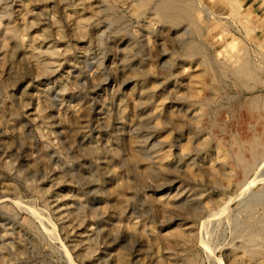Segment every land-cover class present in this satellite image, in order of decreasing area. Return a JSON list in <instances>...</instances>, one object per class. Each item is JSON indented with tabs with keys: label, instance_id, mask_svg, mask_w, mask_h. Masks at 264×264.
I'll return each mask as SVG.
<instances>
[{
	"label": "rangeland",
	"instance_id": "rangeland-1",
	"mask_svg": "<svg viewBox=\"0 0 264 264\" xmlns=\"http://www.w3.org/2000/svg\"><path fill=\"white\" fill-rule=\"evenodd\" d=\"M196 1L192 37L138 0H0V264H252L230 257L263 223V2ZM192 38L254 78L197 91Z\"/></svg>",
	"mask_w": 264,
	"mask_h": 264
},
{
	"label": "bare ground",
	"instance_id": "bare-ground-1",
	"mask_svg": "<svg viewBox=\"0 0 264 264\" xmlns=\"http://www.w3.org/2000/svg\"><path fill=\"white\" fill-rule=\"evenodd\" d=\"M147 3H152V5H153V7H154V10L156 11V13L160 16V18L162 19V20H164L165 22H167V23H169V24H171V25H174V26H176V25H178V24H180V23H186L187 25H189V27H190V32L193 34V35H195V36H193L192 35V37H197V34H199L200 33V28H198V26L196 25V23L194 22V19H193V14H194V12L200 7L199 5H198V2L196 1V0H138V3H137V9L138 10H140V9H142L143 7H144V5L146 6V4ZM234 7V6H233ZM201 8V7H200ZM203 8H205L204 6H203ZM201 10H202V8H201ZM206 11V10H205ZM213 16H216L217 17V15L216 14H214ZM104 29V28H103ZM182 31H183V29H182ZM185 31V30H184ZM181 33H183V32H181ZM190 33V34H191ZM189 34V33H188ZM12 35V34H11ZM191 38V37H190ZM196 39V38H195ZM190 40V39H189ZM186 42H187V40H186ZM187 45H188V47H189V49H193V50H195V51H197L196 52V54H200L201 55V58H202V64L200 65L201 66V68H199V70L197 69V71H194V74H193V76L191 75V79H192V81H193V83H194V85H195V87L198 89L197 91H201L202 89H206V87H207V85H204V83H203V81H202V77L204 76V74L206 73V72H208L209 74H211L212 75V77H209L210 78V81L211 82H217V80L220 78H225V77H232L233 79V83H235V82H238V83H240V85L241 84H244L248 79L250 80V78H254V72H253V70H251V66H250V64L248 63V62H246V60H244V61H240L241 63L238 65V63H237V67L235 68V69H229V68H227L225 65L226 64H222V63H220V62H215V61H213L211 58H210V56H208L207 57V54H205V52H204V48L198 43V42H195L194 41V38H192L191 39V41H188L187 43H186ZM188 49V50H189ZM205 54V55H204ZM207 57V58H206ZM204 58H206V60L204 59ZM242 59H246V57L245 58H242ZM197 62L199 61V59L198 60H196ZM200 61H201V59H200ZM236 62V61H235ZM230 66V65H229ZM236 66V65H235ZM258 67V66H257ZM256 67V68H257ZM196 68H197V66H196ZM253 69V68H252ZM255 74H257V73H255ZM259 76V75H258ZM252 80V79H251ZM252 81H254V80H252ZM218 82L220 83V81L218 80ZM212 83V84H213ZM247 83V82H246ZM251 83V82H250ZM191 84V83H190ZM228 85V84H227ZM239 85V84H238ZM249 85V84H248ZM206 86V87H205ZM247 87V86H246ZM195 88V89H196ZM216 88V87H215ZM214 88V89H215ZM219 88V87H218ZM194 89V90H195ZM211 89V88H210ZM198 93V92H197ZM257 96V95H256ZM231 98V97H230ZM261 99V98H260ZM260 99H252V101H251V106H253V108L255 107V108H262V109H264V97L261 99V101H260ZM169 107V106H168ZM198 113V112H197ZM169 115V114H168ZM198 115V114H197ZM186 117V116H185ZM194 119V118H193ZM191 121V120H190ZM188 135V134H187ZM190 140V139H189ZM188 141V140H187ZM180 142V141H179ZM258 143V142H257ZM183 144V143H182ZM246 144V143H245ZM179 145H181V144H179ZM261 145V144H260ZM245 146V145H244ZM162 148V147H161ZM169 148V147H168ZM171 148V147H170ZM169 148V149H170ZM184 148H186V147H184ZM251 148V147H250ZM254 148V147H253ZM220 149V148H219ZM255 149H257V148H255ZM166 150V149H165ZM182 150H183V148H182ZM185 150V149H184ZM169 151V152H168ZM168 151H166L165 153L163 152V155L161 156L163 159H165V158H167V157H169V153H170V150H168ZM249 152V151H248ZM161 153V152H160ZM241 153H243L241 150H239L238 151V153L235 155V159H236V161H238V162H241V160H242V154ZM254 153V156L255 157H257V155H259V152H257V150H255V152H253ZM162 154V153H161ZM160 154V155H161ZM180 154V153H179ZM217 155L219 156V157H224V158H226V157H228L227 156V153H226V151H224V150H218L217 151ZM230 160V159H229ZM257 164V163H256ZM255 164V165H256ZM264 164V163H263ZM263 164L262 165H258V170H257V172H256V174H254V177H253V179H252V181L249 183L248 181V184H249V186L250 185H252L253 183H258V182H264V166H263ZM260 166V167H259ZM245 167V166H244ZM244 169V168H243ZM247 170V169H246ZM244 173V172H243ZM247 174H249V173H247ZM246 176V175H245ZM247 184V185H248ZM245 185V184H244ZM254 185V184H253ZM246 187V186H245ZM260 188L262 189V190H260L262 193H264V183L263 184H261V186H260ZM244 190V189H243ZM254 192V191H253ZM256 193V192H255ZM258 193V192H257ZM260 193V192H259ZM253 194V193H252ZM233 198V197H232ZM169 200V199H168ZM13 201V200H12ZM18 202V201H17ZM2 205V204H1ZM167 205V204H166ZM243 205V204H242ZM241 206V205H240ZM227 207V206H226ZM239 207V206H238ZM245 207H247V209H249L250 210V208L252 209V211H254V213H255V215L256 216H258V217H256V219L257 218H259V221L260 222H263L262 224L260 223H258V226H257V229H255V231L254 232H252L250 229L252 228V226H251V228H248L250 231H248V229H247V231H248V239H250L248 242H249V244L247 245L246 243L244 244V246L243 247H239L238 246V248L237 249H235V250H233V251H231V253H232V255H231V259H232V261L235 263V261L239 258V257H241L242 256V258H244L247 262H252V264H264V239H262V238H264V202L263 201H256V200H254V201H251V202H249V203H247V205L245 206ZM235 208V207H234ZM244 208V207H243ZM233 209V208H232ZM237 209V208H236ZM245 209V208H244ZM257 209H260V210H257ZM227 211V210H226ZM240 212H241V210H240ZM238 213V212H237ZM214 214V213H213ZM212 214V215H213ZM216 214V213H215ZM214 214V216L216 217V215ZM250 214V213H249ZM210 216H211V214H210ZM209 217V216H208ZM211 217H213V216H211ZM227 217V216H226ZM225 217V218H226ZM238 218H239V216H238ZM241 218V217H240ZM244 218V217H243ZM211 219V218H210ZM215 218H213V220H214ZM219 219V218H218ZM242 219V218H241ZM251 219V218H250ZM237 220V219H236ZM226 221V220H225ZM239 221V220H238ZM203 222V221H202ZM212 222V221H211ZM230 222V221H229ZM231 222H233V221H231ZM236 222V221H235ZM217 223H219V222H217ZM207 224H209V223H207ZM207 224H205V225H207ZM243 224V223H242ZM204 225V226H205ZM212 225V224H211ZM214 225V224H213ZM227 225H228V223H227ZM231 225H232V223H231ZM241 225V224H240ZM240 225H239V222H238V224H235L234 223V225L233 226H239L240 227ZM179 226V225H178ZM202 226V225H201ZM204 226H203V229H205L204 228ZM228 226H230V225H228ZM214 227V226H213ZM245 227V226H244ZM250 227V226H249ZM228 228V227H227ZM233 227H231V229H232ZM254 228V227H253ZM252 228V229H253ZM215 229V228H214ZM234 229H236L235 227H234ZM240 229H243V228H240ZM174 230V229H173ZM175 230L177 231V233H175L174 231H172L173 233H175V235L176 234H178V232H179V234L181 233L182 234V230H181V227L179 228H175ZM186 230V229H185ZM230 230V229H229ZM233 230V229H232ZM236 230H238L239 231V229H236ZM236 230H234V231H236ZM244 230V229H243ZM204 231V230H203ZM209 231V230H208ZM231 231V230H230ZM246 231V232H247ZM210 232V231H209ZM212 232V231H211ZM237 232V231H236ZM241 232V231H240ZM240 232H238V233H240ZM245 233V232H244ZM244 233H242L243 235H244ZM178 234V235H179ZM209 234H211V233H209ZM233 234V233H232ZM236 234V233H235ZM241 234V233H240ZM247 234V233H246ZM204 234H202V236H203ZM242 235V236H243ZM232 236V235H231ZM237 236H238V234H237ZM244 236H246V235H244ZM185 237V236H184ZM250 237V238H249ZM235 238H236V236H235ZM234 238V239H235ZM238 238V237H237ZM245 238V237H244ZM203 239V238H202ZM246 239V238H245ZM248 239H246V240H248ZM241 240H243V239H241ZM245 240V241H246ZM200 242V245L202 244L203 245V247L202 248H204V251L203 252H205L206 254H208L209 255V252H211V248L209 247V245H208V243L207 242H205V241H202V243H201V240L199 241ZM241 242V241H240ZM239 242V243H240ZM243 242V241H242ZM233 243V242H232ZM232 243H231V245H232ZM238 243V244H239ZM235 245V244H234ZM247 245V246H246ZM242 246V245H241ZM213 247L214 246H212V249H213ZM235 248V247H234ZM218 250V249H217ZM214 252V251H213ZM204 253V255H206ZM212 253H210V255H211ZM213 255V254H212ZM219 255V254H218ZM207 258V257H206ZM208 258H210L209 256H208ZM215 259V258H214ZM227 259V258H226ZM241 259V258H240ZM244 259H242V260H244ZM68 261L70 262V264H72L71 262L72 261H70L69 259H68ZM188 261H191L190 260V258L187 260V262ZM207 261H208V259H207ZM217 263L216 264H224L223 263V260L221 259V258H216V260H215ZM231 261V262H232ZM246 262V263H247ZM74 264V263H73Z\"/></svg>",
	"mask_w": 264,
	"mask_h": 264
},
{
	"label": "crops",
	"instance_id": "crops-1",
	"mask_svg": "<svg viewBox=\"0 0 264 264\" xmlns=\"http://www.w3.org/2000/svg\"><path fill=\"white\" fill-rule=\"evenodd\" d=\"M244 2H245V0H243ZM257 0H255V2H256ZM250 2H254L253 0H251ZM261 2H263V7H264V0H261ZM232 3V5H233V1L231 2ZM233 9H232V14H234V13H236V4L234 5V7H232ZM217 15V14H216ZM250 20H252V18H250Z\"/></svg>",
	"mask_w": 264,
	"mask_h": 264
}]
</instances>
